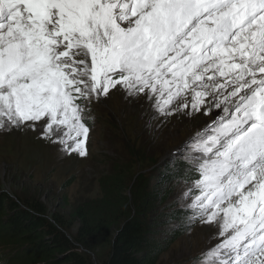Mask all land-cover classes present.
I'll list each match as a JSON object with an SVG mask.
<instances>
[{
    "label": "snow or ice",
    "instance_id": "1",
    "mask_svg": "<svg viewBox=\"0 0 264 264\" xmlns=\"http://www.w3.org/2000/svg\"><path fill=\"white\" fill-rule=\"evenodd\" d=\"M117 93L158 128L210 117L173 152L185 227L212 234L194 264H264V0H0V130L83 158Z\"/></svg>",
    "mask_w": 264,
    "mask_h": 264
},
{
    "label": "rangeland",
    "instance_id": "2",
    "mask_svg": "<svg viewBox=\"0 0 264 264\" xmlns=\"http://www.w3.org/2000/svg\"><path fill=\"white\" fill-rule=\"evenodd\" d=\"M153 117V110L141 100L126 101L119 93L105 98L103 103L94 101L85 121L91 131L88 155L83 158L62 156L56 146L29 131L0 133V195L28 206L42 204L47 209L46 219L59 218L64 224L62 232L71 239L79 225L73 212L87 201L102 198L101 181L120 176L127 179L126 196L134 188L144 187L143 196L161 197L154 208H147V217L156 218L160 224L154 239L166 243L172 235H178L157 264H194L210 246L212 234L199 219L190 229L185 227L187 213L192 210L181 209L175 198L178 185L191 183L193 174L186 176L191 172L185 174L181 166L188 168L187 162L176 159L173 152L203 128L210 117L178 114L176 118L168 117L159 128ZM176 162L180 164L174 165ZM174 168L180 171L179 177L161 179L162 174L170 175ZM173 213H183L184 218L173 220ZM173 224L177 227L173 228ZM78 251L89 254L95 264V259L100 262L97 254L83 248Z\"/></svg>",
    "mask_w": 264,
    "mask_h": 264
},
{
    "label": "trees",
    "instance_id": "3",
    "mask_svg": "<svg viewBox=\"0 0 264 264\" xmlns=\"http://www.w3.org/2000/svg\"><path fill=\"white\" fill-rule=\"evenodd\" d=\"M179 175L174 168L161 179ZM126 181L117 175L101 181L102 198L87 201L73 212L79 225L71 239L62 232L64 224L59 218L46 219L47 209L42 204L29 207L1 194L0 264H95L89 254L78 251L80 248L97 254V264H157L178 235L166 243L154 239L160 224L147 217V208H154L161 197L143 196L144 187L134 188L126 196ZM183 215H175L173 220H181Z\"/></svg>",
    "mask_w": 264,
    "mask_h": 264
},
{
    "label": "bare ground",
    "instance_id": "4",
    "mask_svg": "<svg viewBox=\"0 0 264 264\" xmlns=\"http://www.w3.org/2000/svg\"><path fill=\"white\" fill-rule=\"evenodd\" d=\"M0 133H1V135H5V133H7V132H4L3 130H0ZM5 143V142H4ZM4 143H3V145H4ZM2 144V143H1ZM2 145V146H3ZM6 145V144H5Z\"/></svg>",
    "mask_w": 264,
    "mask_h": 264
}]
</instances>
